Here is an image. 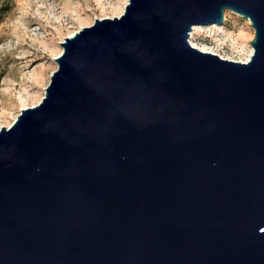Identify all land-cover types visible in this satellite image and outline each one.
<instances>
[{
    "label": "water",
    "instance_id": "water-1",
    "mask_svg": "<svg viewBox=\"0 0 264 264\" xmlns=\"http://www.w3.org/2000/svg\"><path fill=\"white\" fill-rule=\"evenodd\" d=\"M227 10L248 62L190 43ZM61 45L0 130V264H264V0H129Z\"/></svg>",
    "mask_w": 264,
    "mask_h": 264
},
{
    "label": "rangeland",
    "instance_id": "rangeland-1",
    "mask_svg": "<svg viewBox=\"0 0 264 264\" xmlns=\"http://www.w3.org/2000/svg\"><path fill=\"white\" fill-rule=\"evenodd\" d=\"M128 2L0 0V9L10 7L0 23V130L10 127L19 116L21 98L29 104L25 108L42 101L58 68L61 43L72 33L93 25L96 19L116 17L115 9L123 8L121 16ZM194 37L195 42L207 44L223 55L218 54L220 57L241 61L252 52L255 30L249 20L227 10L223 25L201 26Z\"/></svg>",
    "mask_w": 264,
    "mask_h": 264
},
{
    "label": "bare ground",
    "instance_id": "bare-ground-1",
    "mask_svg": "<svg viewBox=\"0 0 264 264\" xmlns=\"http://www.w3.org/2000/svg\"><path fill=\"white\" fill-rule=\"evenodd\" d=\"M115 12V14H113V16H119L122 12H123V8L122 9H120V8H118V9H115L114 10ZM219 26V25H218ZM200 28H201V26H195L194 28H193V32H192V34H191V37H190V39H191V45L193 46V47H196L198 50H200V51H203V52H208V53H212V54H216V55H218L219 53H217L213 48H211V47H209L207 44H200V43H198V42H195V37H194V35L197 33H200ZM74 33H72L70 36H72ZM242 36V35H241ZM253 53H254V49L252 48V52H251V54L249 55V57L247 58V59H243V60H241V61H239V62H248L250 59H251V57H252V55H253ZM220 56H223V55H221V54H219ZM218 55V56H219ZM222 58V57H221ZM223 59H224V57H223ZM229 60V59H228ZM234 61V60H233ZM38 83H40V79H38ZM21 102H22V104H23V108H25V107H27L29 104H28V102H26V100H24V99H22L21 98ZM36 104V103H35Z\"/></svg>",
    "mask_w": 264,
    "mask_h": 264
},
{
    "label": "trees",
    "instance_id": "trees-1",
    "mask_svg": "<svg viewBox=\"0 0 264 264\" xmlns=\"http://www.w3.org/2000/svg\"><path fill=\"white\" fill-rule=\"evenodd\" d=\"M9 10H10V7L8 5L0 9V23L2 22L4 16L8 13Z\"/></svg>",
    "mask_w": 264,
    "mask_h": 264
}]
</instances>
